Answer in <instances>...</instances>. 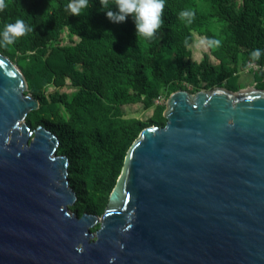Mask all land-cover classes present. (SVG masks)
I'll return each instance as SVG.
<instances>
[{"label": "water", "instance_id": "obj_1", "mask_svg": "<svg viewBox=\"0 0 264 264\" xmlns=\"http://www.w3.org/2000/svg\"><path fill=\"white\" fill-rule=\"evenodd\" d=\"M27 91L0 52V264H264L263 89L171 93L101 218L70 211V160Z\"/></svg>", "mask_w": 264, "mask_h": 264}, {"label": "trees", "instance_id": "obj_2", "mask_svg": "<svg viewBox=\"0 0 264 264\" xmlns=\"http://www.w3.org/2000/svg\"><path fill=\"white\" fill-rule=\"evenodd\" d=\"M75 2L4 0L0 29L20 19L32 30L0 46V52L18 65L28 93L39 101L27 123L43 125L61 140L58 152L70 160L74 208L81 216L100 214L107 206L141 131L165 126L166 106L154 99L162 90H186L174 81L237 92L240 71L254 62L260 67L251 71L255 87L264 90V0H164V23L149 40L136 38L130 15L111 21L100 0H88L87 9L74 15L67 5ZM181 9L193 12L189 23L177 16ZM194 34L204 38L214 64L209 55L199 64L189 60ZM210 38L219 44L209 45ZM254 49H260L258 58L250 54ZM68 82L73 92L46 94L48 87L61 89ZM137 104L153 108L147 121L124 115V106Z\"/></svg>", "mask_w": 264, "mask_h": 264}, {"label": "clouds", "instance_id": "obj_3", "mask_svg": "<svg viewBox=\"0 0 264 264\" xmlns=\"http://www.w3.org/2000/svg\"><path fill=\"white\" fill-rule=\"evenodd\" d=\"M112 2L113 0H100L101 9L104 10L105 15L113 22L124 21L126 16L130 15L134 22L135 36L137 39H152L156 30L164 23L162 19L164 0H114V10ZM3 6L4 0H0V7ZM67 7L72 14L77 15L87 9L88 0H76L75 3H69ZM177 16L185 23H189L192 19L193 12L191 10L181 9L177 13ZM31 30V27L25 25L20 19L4 25L0 29V46L12 45L17 37ZM104 31L111 33V30L108 29ZM114 39L115 37L112 35V40ZM207 43L215 46L219 44V40L210 38ZM250 54L253 58H258L260 49H254Z\"/></svg>", "mask_w": 264, "mask_h": 264}, {"label": "rangeland", "instance_id": "obj_4", "mask_svg": "<svg viewBox=\"0 0 264 264\" xmlns=\"http://www.w3.org/2000/svg\"><path fill=\"white\" fill-rule=\"evenodd\" d=\"M193 36H194L193 42L187 47L190 50V59L189 60L191 62H195L196 64H199L203 59V55H209V63L214 64L215 58L213 57V55H211L210 49H208V47L206 46L204 38L199 37L195 34ZM12 62H14V61H12ZM242 70L240 71V74H239L240 77L238 78V83L242 86V89H254V88H256L255 83H254V78L251 75V71L247 72V70H246L244 72V69H242ZM222 82L225 83L226 80H223ZM174 83L175 84H179V83L182 84L183 86H185V89L191 94H193L199 90L207 91V90L214 89V88H212V89L206 88L205 84L202 83V81H199V85L196 89L192 84L185 82V80H183L182 82L176 80V81H174ZM57 91H60L62 93H66V92L71 93V92H73L72 85L68 82L67 85L61 89L50 86L46 89V94L55 93ZM27 93H28V91H27ZM170 94L171 93L167 94L166 90L160 91V94L154 99V104H156V105L165 104V106H166V102H167ZM123 112H124V115L126 117H137V118L142 119L143 121H147L150 118V116L152 115L153 108L146 110L143 108V106H141L139 104H137V105H126V106H124ZM59 155H62V154H59ZM74 207H75V203L70 207L71 212H75ZM106 208H107V206L104 208V210L100 214H96V215L101 218V216L106 211ZM81 216L78 215L79 218ZM99 226H100L99 223L96 224L95 227L92 228V232L93 233L96 232L99 229Z\"/></svg>", "mask_w": 264, "mask_h": 264}, {"label": "built area", "instance_id": "obj_5", "mask_svg": "<svg viewBox=\"0 0 264 264\" xmlns=\"http://www.w3.org/2000/svg\"><path fill=\"white\" fill-rule=\"evenodd\" d=\"M259 65H257L256 63H254V62H250V63H248V66H247V68H245L244 69V72L247 70V72L248 71H253V72H256V71H258L259 70Z\"/></svg>", "mask_w": 264, "mask_h": 264}]
</instances>
